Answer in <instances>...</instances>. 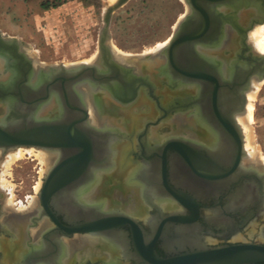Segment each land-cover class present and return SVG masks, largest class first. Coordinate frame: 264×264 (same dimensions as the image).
Returning a JSON list of instances; mask_svg holds the SVG:
<instances>
[{"label": "flooded vegetation", "instance_id": "flooded-vegetation-1", "mask_svg": "<svg viewBox=\"0 0 264 264\" xmlns=\"http://www.w3.org/2000/svg\"><path fill=\"white\" fill-rule=\"evenodd\" d=\"M181 1L186 10L175 28L184 17L185 30L180 33L208 28L203 41L176 50L170 71L163 75L158 64L138 72L103 62L86 74L98 78L87 86L95 91L101 109L114 117L113 125L100 128L91 123V112L85 109L77 85L59 80L45 98L41 73L37 79L27 46L18 52L11 46L12 54L6 59L14 63L0 61V110L9 102L6 116L11 111L16 126L61 125V138L78 143L57 149L20 145L3 150L0 146V171L4 158L17 148L57 154L52 166L44 164L38 191L27 183L12 195L0 186V264H264V161L246 147L240 121L263 66L249 40L264 21V0H193L189 6ZM230 29L239 46L233 40L222 44ZM207 48L218 51L205 52ZM143 54L148 53L128 55ZM226 60L230 64L224 69L220 61ZM100 79L104 83L96 82ZM52 98L57 103L53 115L35 118ZM37 99L41 100L34 102ZM142 106L148 114L139 112ZM179 125L184 131L176 133ZM153 128L166 134L163 141L150 139ZM110 142L121 144L116 176L130 166L141 167L140 182L156 197L171 202L172 209L162 211L148 192L143 196L145 218L113 205L100 211L79 200L81 187L94 171L111 166L114 154L105 147ZM58 167L65 183L44 199L41 190ZM107 186L103 196L110 199L116 190L125 192L116 184ZM82 236L111 238L116 246L114 259L102 253L82 259L84 248L75 242L64 263L67 241Z\"/></svg>", "mask_w": 264, "mask_h": 264}, {"label": "rangeland", "instance_id": "rangeland-1", "mask_svg": "<svg viewBox=\"0 0 264 264\" xmlns=\"http://www.w3.org/2000/svg\"><path fill=\"white\" fill-rule=\"evenodd\" d=\"M116 1L0 0V33L26 44L28 53L35 54L39 62L88 63L99 53L104 15ZM46 2L57 5L44 9ZM185 10L186 5L181 0H129L112 15L109 43L117 55L126 58L128 54L152 53L169 41ZM250 95L252 98L247 100V105H252V118L247 120L244 116L241 122L245 143L250 152L264 160V83H259ZM38 154L35 150L25 154L11 162L7 170L1 166L4 190L13 195L27 183L35 187L41 184L44 163ZM8 159L9 154L5 162ZM32 176H35L34 182Z\"/></svg>", "mask_w": 264, "mask_h": 264}, {"label": "bare ground", "instance_id": "bare-ground-1", "mask_svg": "<svg viewBox=\"0 0 264 264\" xmlns=\"http://www.w3.org/2000/svg\"><path fill=\"white\" fill-rule=\"evenodd\" d=\"M227 26L230 27L229 25H227ZM232 30L230 29L229 32L226 33L227 38L225 40H223V42H222L223 45H228L229 41H231V40H233V42H235V43H232L233 45H235V46H239L240 45L239 38L237 37L236 33H234ZM253 30L254 31L252 32V34L250 36V44L252 43L253 44L252 45L253 48L257 52L259 51L260 54L264 55V23L262 25H259V26L255 27V29H253ZM227 31H228V29H227ZM167 42L168 41H166L163 44H160L157 48H155L156 49L155 51L163 48L167 44ZM202 49H201V51H202ZM217 49L218 48H216V49L215 48H207L205 50V52L218 51ZM115 54H116V56H118L121 59L122 58L123 59L126 58V57L117 55V53H115ZM234 56H236V55H234ZM0 61L1 62H9V61H7V59H5L3 57H0ZM220 62L223 64V68L224 69L227 66H229V64H230L229 60L220 61ZM161 63H162L161 59L160 60L151 61V62H147V63L139 61V62H134L133 66H134L136 71L144 72L145 69L147 70L153 64H156V65L158 64L159 67L162 68V64ZM143 65H146V67H143ZM141 67H143V68H141ZM156 67H158V66H156ZM35 68H37V67H35ZM232 68H233V66H232ZM37 73H40L38 71V69L35 71L36 78L39 77ZM163 75H164V73H163ZM163 75H162V78H164ZM33 81H35V80H33ZM262 82L264 83V81H262ZM87 85H90V84H80L79 85V90L81 89V91L83 92V96H84L83 98H84L85 102L88 104V106L90 108L91 123L96 125V126H98V127H100V126H102V127L104 126L105 127L106 124H108V123H110V125H113L114 122H115L114 117H108L107 112L103 111V109H101V106H100L99 102H96V99L94 98V92L95 91L91 90V88L89 86H87ZM253 85H254V89H257L259 87V83H254ZM248 96H249L248 99L252 98V95H250V93H249ZM7 104H8V107L5 104V105H3V107L0 110V112H3V114L0 113V122H1L0 124H3L2 122H5V120H6L5 118L7 117L6 114H7V112L9 111V109L11 107L9 102H7ZM248 105H247L248 106L247 107V114L245 116H246L247 120L248 119L251 120V118H252V110L253 109H252V105L251 104H248ZM56 107H57V103H56L55 99L52 98L51 100H49V102H47L40 109V111L35 116V118H37L39 116H48V115L51 116V115H53V113L55 112ZM139 112L141 114H143V115H146V114L149 113V109L147 107L142 106V107H140ZM144 120H146V119H144ZM127 121H128V119H127ZM240 121L244 122V118L241 119ZM123 123L124 122L121 121V125L122 126L125 125ZM176 131H177L176 133L183 132L184 130H183L182 125H179V128ZM149 135H150V139H152L153 141H158V142L163 141L165 139V136H166L165 133H161L157 129L156 130L154 129L151 132V134H149ZM186 135H192V134H190V132L187 131ZM105 147H106L107 151L112 152V154H114V156L112 158V161H111V166L107 167V168H101V169L95 170L93 175H92V177H91V179L88 182H86L81 187V189L79 191V200L83 204L95 205L96 208L99 209L100 211H106L110 207H112V205H113V208L121 209V210H123L126 213L145 218V216L147 214V211L145 210L146 204L144 202V197L143 196H144L145 192L146 193L148 192L151 195L155 196L156 203L160 207V209H162V211L163 210H167V209H172L174 207L171 204V202L165 200L164 198H159L160 196L156 197V194L153 191V189L151 190V188L147 187L148 185L140 182L141 180L138 177V173L140 172L141 167H139V166H133V167L130 166L124 171V173L123 172L120 173V176L117 177L116 174H119V173H117L118 172V168H119V164H118V161H117L116 154L118 152V149L121 147V144L120 143L110 142L108 145L106 144ZM33 152H34V149H28V148H17L15 151H10L9 152V159L7 160V162L1 163V166H4V170H7L9 168L11 162L15 161L16 159L23 158L25 154H32ZM38 152H39V154L37 156L39 157L40 161L45 164V166L47 168L52 166V164L54 163L55 159L57 158V154L56 153H51V152H48V151L44 152L42 150H40ZM109 183L110 184H116V185L120 186L121 188H123L125 190V192H121L119 190H116L114 192L113 197H111V199L108 198V197L103 196V191L107 190V187H108L107 184H109ZM0 186H3L2 179L0 180ZM40 187H41V184H39L37 187H35L36 191H38L40 189ZM35 204H36V202H35ZM31 208H33V207H31ZM110 240H111V238H109V240H108L106 238L97 237V236H82V237H79L77 241L76 240L75 241L74 240L73 241H67V246L64 247L65 248V256L63 258V262L65 263L66 260L68 261V256H69V253H70L69 249H70L71 245L73 243H75V242H76V244H79L82 248H84L83 254H82L83 255L82 259L83 258H90V257L94 258L96 255H99L100 253H102V254L107 256L108 260H113L114 259L113 255L116 254V246ZM62 250H63V248H62ZM98 250H99V252H98ZM63 255H64V251H63Z\"/></svg>", "mask_w": 264, "mask_h": 264}, {"label": "water", "instance_id": "water-1", "mask_svg": "<svg viewBox=\"0 0 264 264\" xmlns=\"http://www.w3.org/2000/svg\"><path fill=\"white\" fill-rule=\"evenodd\" d=\"M129 0H117L113 5L109 6L106 10V13L104 15V27L101 32V38H100V48H99V54L96 56L94 60L91 62H82L79 64H47L43 62H39L36 58L35 54H32V62L34 64L33 72L38 69V71L41 73L40 79L41 82L45 85V93L46 97L49 96V88L50 86L55 85L59 80L62 81V83H67L68 86L74 87L79 86L80 84H93V80H98V78L91 79L88 75H86L90 71L96 70V66L103 65V62L106 65H113L117 68H134V62H151L155 60L161 59L162 64V70L165 74L167 70L170 71L171 67L174 66V56L176 53V50L183 45H191L193 42H199L203 41L204 35L207 31V26H203L200 30H198L195 33H180V30H185V17L180 20L174 32L169 38V41L167 44L149 54H143V55H137V56H130L128 55V58H119L115 54V50L111 47L109 41H110V23L113 13L122 7L124 4H126ZM186 4L189 6L190 3H193V0H184ZM187 17V16H186ZM263 22H260L259 25L263 24ZM250 41V40H249ZM14 48L15 52L22 51L23 46H27L20 40L14 37H8L4 34L0 33V57H3L6 59L9 55H11V48ZM28 48V46H27ZM253 53L259 57L263 61L262 68L258 71L256 76V82L260 83L264 81V55L260 54L256 50L253 51ZM22 58L23 56L20 55ZM10 63H14L15 61L11 62L12 60H8ZM37 67V68H35ZM63 72V76L61 78H55L53 77L52 73L55 72ZM46 73H50V76L46 75ZM34 76V75H33ZM107 80V78H105ZM104 80H99L96 82H100ZM106 82V81H105ZM21 94V92H19ZM9 92H5L3 95H9ZM48 94V95H47ZM5 97V96H4ZM67 98V97H66ZM6 98H4L5 100ZM41 99L34 100V102H37ZM43 100V99H42ZM30 103V102H29ZM67 106L70 105L69 99H66ZM83 105H85V109L89 108L88 104L85 102ZM71 107V105L69 106ZM72 108V107H71ZM84 109V112L86 110ZM90 110V108H89ZM21 116L19 115V118ZM3 128L0 127V146L3 148V150H12L15 147H18L20 145H32L37 147H44V148H51V149H57L60 147H68L73 146V144L76 142H72L73 140H64L59 133L61 129V125H35L33 127H27L26 124H19L16 126L15 119L13 118V115L10 111V113L7 115L5 122H3ZM77 143V142H76ZM78 144V143H77ZM86 156L84 157H75V159H81L84 160ZM89 159V158H88ZM60 168L56 170V172L53 174L52 178L48 180L46 185L41 190V195L44 199L49 198L54 191L60 190L61 186L65 183V180H62L60 178L59 170ZM233 253L239 254L237 251L233 250ZM213 255H219L220 252H214Z\"/></svg>", "mask_w": 264, "mask_h": 264}, {"label": "trees", "instance_id": "trees-1", "mask_svg": "<svg viewBox=\"0 0 264 264\" xmlns=\"http://www.w3.org/2000/svg\"><path fill=\"white\" fill-rule=\"evenodd\" d=\"M55 1H57V0H55ZM57 4H50L49 2H46L44 5H43V8L44 9H48L50 6H56Z\"/></svg>", "mask_w": 264, "mask_h": 264}]
</instances>
